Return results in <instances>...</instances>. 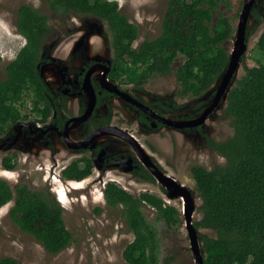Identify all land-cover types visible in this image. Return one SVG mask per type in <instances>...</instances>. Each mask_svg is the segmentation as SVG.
Segmentation results:
<instances>
[{
  "label": "trees",
  "instance_id": "trees-1",
  "mask_svg": "<svg viewBox=\"0 0 264 264\" xmlns=\"http://www.w3.org/2000/svg\"><path fill=\"white\" fill-rule=\"evenodd\" d=\"M50 9L62 18L93 16L107 27L114 58L109 77L114 82L133 84L138 89L156 75H173L182 98H200L216 85L227 70L231 53L224 46L234 36L228 17L216 19V0H170L161 34L134 47L139 30L122 13L115 0H49ZM17 28L26 45L6 67L7 77L0 81V135L33 115L45 127L54 111L62 117V107L40 73L47 60L53 27L48 15L31 5L18 9ZM256 47L264 52V32ZM183 58L176 68L175 61ZM0 51V62L2 61ZM104 94H107L106 92ZM31 104V113L24 109ZM167 111L174 107L154 103ZM224 113L234 134L226 140L208 139V147L226 159L225 164L208 169L192 167L198 210L202 217L194 222L199 231L205 264H264V62L245 65L244 74L229 93ZM107 119L104 123H108ZM95 126L99 123L93 122ZM61 126V124H60ZM14 153L3 158L7 170H15ZM94 169L93 159L84 156L73 161L62 173L68 180L82 181ZM139 179L156 183L154 176L140 164L133 173ZM165 191V189H163ZM106 205L123 206L134 240L124 250L128 264H174L173 257L161 258V240L145 208L157 210L158 219L168 225L182 223L181 211L150 191L133 194L109 181L104 190ZM15 201L9 216L19 228L35 237L52 254L72 244L73 234L66 226L64 208L49 190H35L27 183L12 186L0 177V210ZM205 229L210 233H202ZM0 264H21L13 257L0 258Z\"/></svg>",
  "mask_w": 264,
  "mask_h": 264
},
{
  "label": "rangeland",
  "instance_id": "rangeland-1",
  "mask_svg": "<svg viewBox=\"0 0 264 264\" xmlns=\"http://www.w3.org/2000/svg\"><path fill=\"white\" fill-rule=\"evenodd\" d=\"M115 1L119 2L122 13L138 27L139 36L134 42V47H139L142 42L153 40L161 34L170 0ZM216 2V19L219 15L228 17L234 27V36L224 45L231 53L236 46L235 41L241 14L247 0H216ZM23 4L31 5L49 16L53 27L49 44H47L49 58L52 56L62 59L66 56L67 49L64 44L81 29L100 30L108 36L107 27L100 19L93 16L62 18L51 11L49 0H0V51L3 58L0 62V81L6 79L7 65L17 57L27 43L16 25L18 9ZM263 32L264 0H256L247 28L249 48L242 58L238 79L244 74L245 65L257 66L260 62H264V52L256 47ZM74 60L63 61V63L65 62L67 67H79L80 62ZM182 61V57L177 59L174 68ZM124 89L149 104L161 101L169 107L176 105V111L172 112L173 114L181 116L193 114V117H200L214 98L218 88L215 86L200 98L192 96L182 98L179 94L180 85L175 76L156 75L150 79L142 91L133 88L132 85H127ZM70 98L67 99V104H69ZM72 98H75L72 106L69 109L66 106L67 117H69V111L73 115H78L80 111L78 100L76 97ZM225 105H219L214 113L209 115L200 130H178L171 126L153 129L148 125V127L142 128L138 120L131 115L127 106L119 102L113 104L114 115H116L114 117L115 122L127 128L165 169L191 191L194 200V210L191 216L193 224L202 217V214L198 210L201 199L197 194L192 167L202 165L212 169L216 165L225 164L226 159L211 150L207 142L208 139L226 140L234 134L231 121L224 113ZM118 111L122 113L123 117L120 115L123 118L122 121H117ZM24 112L29 115L30 107H26ZM29 116L31 117L30 123L34 122L32 117L35 116ZM34 123L37 126L36 122ZM12 130L9 131V137L0 135V145L2 142L6 144L5 147H0V177L7 180L12 186L24 182L35 190H49L55 198L57 197L55 191L58 190L63 204L57 198L56 200L65 210L64 220L73 234V241L69 247L60 253H50L41 242L22 231L13 222L9 216L10 209L15 205V201L12 200L0 210V258L13 257L21 264H128L124 259V250L134 240V234L126 224L123 206L108 207L103 194L106 182L116 181L117 184L133 194H139L143 191L156 193L162 196L167 203L175 205L181 211L182 223L171 226L164 220L157 218V210L151 207L145 208L146 214L150 222L156 227L161 240L162 260L166 257H173L174 264H196L184 210V206L188 207L190 203L184 198L170 200L167 197V191L163 190V186L158 181L150 183L139 179L133 173L115 168H110L111 170L108 171H104L106 167H103L102 170L95 168L85 181L72 182L65 180L61 175L52 180L49 173V168L52 165L49 159L50 152L48 155H44L40 154V151L44 148L53 147V149L60 151V156H66V159L60 162L61 166L57 168V172H60L63 166L69 164V153L71 154L63 139L57 134L52 135L51 138H37L34 135L31 138L32 134L21 135L18 143L11 146L17 135V131L13 133ZM76 134L74 136L78 138L83 135L82 132ZM110 140L109 143L112 144L110 145L117 154L137 156L134 148L127 142L113 137ZM30 143L32 144L29 145ZM36 148L39 150L38 154L33 153ZM14 153L18 158V166L15 170H7L3 165V158ZM93 154L90 150L84 152V155L89 157H92ZM75 155L78 157L79 153ZM36 160L41 163L35 162ZM200 232L210 233L211 231L202 229Z\"/></svg>",
  "mask_w": 264,
  "mask_h": 264
},
{
  "label": "flooded vegetation",
  "instance_id": "flooded-vegetation-1",
  "mask_svg": "<svg viewBox=\"0 0 264 264\" xmlns=\"http://www.w3.org/2000/svg\"><path fill=\"white\" fill-rule=\"evenodd\" d=\"M78 32H81V37L86 36V35H88V36L83 41V45H81L76 50H74L71 53L72 55L68 59H66L65 62H68L72 59H77L78 61L81 62L79 67H76V66H68L67 67V66H65L66 64H64L65 62L63 63V61H64L63 57H62V59H61V57L57 58V57H52V56H51V58H49L48 55H47V60L44 61L40 67V73L43 74L44 81L47 83L48 87L51 90V93L53 94L54 98L56 99V104H59V106L62 107V95H64L67 99H69V97H74L73 95H75L76 99L78 100V105L80 106V111H79L78 115H73L69 111V117H67L66 110L72 106V102H69V104H67V102H66L67 109H66V106H65V108L62 107V117H58L56 110L54 111L52 117L50 118L49 129H48V125L45 127V124H43L41 122H36L37 124H40L42 126V129L46 128L45 132H43V131H41L40 133H36L34 131L32 132L30 130L29 126L18 125V127H15V130L17 131V135L20 134V135L27 136L29 134H32L31 138L33 137V135H34V137H37V138H40V137H46V138L50 137L51 138V136L55 135V134H57L59 136L58 132L63 130V128L65 127V125L68 122H69V139L73 142H81V141L85 140L92 132H94L98 128L105 127V126H117L121 129L128 131L127 128L120 126L114 120V117L116 115H114L113 104H116L117 102L122 103L125 106H127L129 111H131V115L134 116L138 120V122L142 126V128L148 127V125H150V127L153 129L168 127L167 124H165L162 121L154 118L148 112H146L143 108H141V107L137 106L136 104L126 100L125 98L119 96L118 94H116L114 92H111V91H108L107 89H104L101 85L102 72H97V71L91 76L93 87H94L96 95H97V103H96V107H95V110H94L92 116L87 121H85L81 124H73L74 122H70L71 119L83 115V113L86 110L88 97H87V94L85 93V91L83 90V82H84V79L86 77L87 71L91 67L97 66V65L110 66V70H111V66L113 63L112 61L114 58L113 48L110 44V38H108V36H106L103 32H101L100 30L91 31L88 29H85V30L81 29ZM77 33H75L74 35H76ZM99 33H101V35L104 37L100 38L98 36ZM89 37L95 42L105 40V43L103 42L102 48L100 50H94L92 48V46H94V44L90 43ZM92 37H98L99 40H94ZM84 43H85V45H84ZM66 46H67V48H69V44L67 45V43H66ZM80 51H81V53L79 54ZM110 70L106 76V82H108L107 84L109 86H111V85L117 86V88L120 89L121 91L128 93V95H130L131 98L136 99L141 104L151 108L156 114H158V116L163 117L165 119H172L175 121H185V120H192V119L198 118V117H193V114L184 115V116L173 114L172 112L176 111V109L174 111H167L166 112L163 108H160L154 104V103L161 102V101L152 102L151 104L144 102V100H142L141 98L135 97L134 95H132L128 91H125V89H124V87L127 85H132L133 88H135L137 90H141V91L143 90V88L138 89L133 84H122L121 82H118V81L114 82L113 79H111L109 77ZM48 74L51 75L50 80L47 79ZM105 92L107 94H104ZM161 103H163V102H161ZM117 114H118L117 115V121H122L123 116H122L121 111H118ZM196 115H197V113H196ZM132 118H131V120H132ZM107 119H110L109 122L104 123ZM94 121L99 123V125L95 126L93 124ZM22 123H25V122H22ZM60 124H61V126H60ZM203 125L192 127V128L178 129V130H186V129L200 130L201 126H203ZM77 132H82L83 135H81L80 138L75 137L74 135ZM130 134H132V133H130ZM6 136L9 137V134ZM59 137H61L63 139V141L65 142V140L62 136H59ZM111 137L118 139V140H122L124 142H127L126 140H124L122 138L108 134V135H103L100 138H97L96 141H98V143L93 145V146L90 145L88 148L73 149V148H70L66 144L67 147L70 149L71 154L69 153V159H70L69 164L65 167L64 166L62 167V172L73 161H75L77 159L79 160V159L83 158L84 156H87V155H84V152L87 150H90L91 152L94 153L93 156L91 157L93 159L94 169L101 166V168H99L100 170H102L103 167H106L104 171L111 170L110 168H112V169L115 168V169H119V170L123 171V165L121 164V162L123 160H125L126 158H133V160H134L133 161V171L128 172V173H134L135 170H138L140 168V164L142 165V163L139 161L137 156H134L131 154H125V155L117 154L116 151L111 146L112 144L109 143L111 141L110 140ZM19 140H20V138H19ZM91 143L93 144V142H91ZM31 144L32 143H30L29 145H31ZM128 144H130V143H128ZM103 149L105 150L106 153H105L104 157L99 158L98 155ZM38 151L39 150L36 148L33 153L38 154ZM40 152H41L40 154H44V155H48L50 152L53 167L61 166L60 162L66 159L65 155L60 156V154H59L60 151L57 149H53V147L44 148ZM73 152H75V153H73ZM78 153H79V155L77 157V155H75V154H78ZM39 158H40V156H39ZM96 158L98 159V165L95 163ZM160 166L163 167L161 164H160ZM104 171H102V172H104ZM53 173L55 174V171H53ZM100 174H101V172H100ZM87 178H85L84 180H86ZM84 180H82V181H84ZM70 181H74V180H70ZM108 182L109 181H107L106 183H108ZM111 182H116V181H111ZM165 191H166V189H165Z\"/></svg>",
  "mask_w": 264,
  "mask_h": 264
},
{
  "label": "water",
  "instance_id": "water-1",
  "mask_svg": "<svg viewBox=\"0 0 264 264\" xmlns=\"http://www.w3.org/2000/svg\"><path fill=\"white\" fill-rule=\"evenodd\" d=\"M255 2H256V0H247V2H246L244 10L241 14V20H240V24H239L238 34H237L236 41H235L236 46H235V49L231 52V58H230L229 66H228L227 70L225 71V73L223 74V76L221 77L220 81L216 85L213 86V88L215 86H217V88H218L217 92L215 93L214 98L212 99L210 104H208L204 113L200 117H198L196 119H192V120L175 121L172 119H165L163 117L158 116V114H156L151 108L141 104L136 99L131 98L130 95H128V93L121 91L120 89L117 88V86H115V85L109 86L107 84L108 82H106V76L110 70V66L97 65V66L91 67L87 71L86 77H85L84 82H83V90L85 91V93L87 94V97H88L86 110L83 113V115L71 119L70 122H74L73 124H81V123L87 121L92 116V114L95 110V107H96V103H97V95H96L95 89L93 87L91 76L97 71V72H102L101 85L104 89H107L108 91L114 92V93L118 94L119 96L125 98L126 100H128V101L136 104L137 106L143 108L151 116L162 121L163 123L167 124L168 126L174 127L176 129H184V128H192V127L203 125L206 122V119L209 117V115L214 113V111L219 107V105L227 103L229 93L232 90V88L234 87L235 82L239 77L242 58L245 55V53L248 51V48H249V44L247 43V28L249 25L251 12H252V9L255 5ZM87 36L88 35L81 37V32H78L76 35H73V37L69 39V44L73 42V45L71 48L69 47V49L66 51V53H65L66 56H64L65 58L63 57L64 61L67 59L68 56L72 55L71 53L74 50H76L78 47L83 45V41L85 40V38ZM98 36L100 38L103 37L101 35V33H99ZM92 38L94 40H99L98 37H92ZM89 41L91 44H94V46H92V48L94 50H100L102 48V45L104 42V40H101L99 42H95L90 37H89ZM84 45H85V43H84ZM75 60H77V59H75ZM80 64H81V62H80ZM41 76L43 77L42 73H41ZM50 76L51 75L48 74V76H47L48 80L51 79ZM73 96H75V95H73ZM18 125L29 126V128L32 132L36 131V132L40 133L41 131H43V132L46 131V128L45 129L44 128L43 129L37 128V126H34L33 124L28 125L27 123L20 122ZM18 125L16 127H18ZM48 129H49V127H48ZM58 134H59V136H62L64 138L66 144L70 148H73V149H83V148H88L90 145L93 146V145L98 143V141H96L97 138H100L101 136L108 135V134L122 138V139L126 140L128 143H130L133 146L134 151L137 153V157H138L139 161L142 163V165H144L145 168L154 176V178H156L158 183H160L163 186V188L166 189L167 197L170 200L184 198L185 201L190 203V205L188 207L186 205L184 206V210L186 213L187 227H188V231H189L191 242H192L191 248L194 251L196 264H205L203 252L201 249V243H200L201 241L199 238V231L194 226L193 220L191 217L192 212L194 210V206H193L194 200H193V196H192L191 191L186 186H184L174 175L169 173L164 167H161L160 163L153 157V155H151L149 152H147L145 147L139 142V140L135 136L130 134L128 131L121 129L117 126H105V127L98 128L97 130L92 132L85 140H83L81 142H73L69 139V122L65 125L63 130L58 132ZM19 138H21V135L20 134L16 135L15 141H14V143L11 144V146H13V145L15 146L17 144V142L19 141ZM91 142H93V144ZM5 146H6V144L3 142L0 145L1 148L5 147ZM105 153L106 152L103 149L99 153L98 157L99 158L104 157ZM133 161H134L133 158H126L125 160H123L121 162V164L123 165V171L132 172L133 171ZM95 163L98 165V159L97 158L95 159ZM98 168H101V166H99Z\"/></svg>",
  "mask_w": 264,
  "mask_h": 264
},
{
  "label": "clouds",
  "instance_id": "clouds-1",
  "mask_svg": "<svg viewBox=\"0 0 264 264\" xmlns=\"http://www.w3.org/2000/svg\"><path fill=\"white\" fill-rule=\"evenodd\" d=\"M104 37V36H103ZM104 42H105V40H104ZM71 56V55H70ZM70 56H68L67 57V59L70 57ZM30 113H31V110H30ZM31 119H29V120H26V121H24V122H27V121H30ZM30 125H35V123L34 122H32V123H29ZM49 159H50V161H51V163H52V160H51V154L49 155ZM35 162H38V160H36ZM39 164L41 163V162H38ZM57 166L56 167H53L52 165H51V167L49 168V170H50V176H51V178H52V180H54V177H57V176H62L63 177V175H62V169L60 170V172H57ZM53 171H55V174L53 173ZM64 178V177H63ZM65 179V178H64ZM65 180H67V179H65ZM69 181V180H68ZM75 181V180H74ZM74 181H72V182H74ZM56 192V194L58 193V190L57 191H55ZM68 194V193H67ZM57 199H58V201L60 200V198H59V196L57 195V197H56ZM61 201V200H60ZM59 201V202H60ZM61 204H63V202L61 201L60 202Z\"/></svg>",
  "mask_w": 264,
  "mask_h": 264
},
{
  "label": "bare ground",
  "instance_id": "bare-ground-1",
  "mask_svg": "<svg viewBox=\"0 0 264 264\" xmlns=\"http://www.w3.org/2000/svg\"><path fill=\"white\" fill-rule=\"evenodd\" d=\"M63 44H64V43H63ZM68 44H69V41L67 42V45H68ZM64 45L66 46V43H65ZM64 45H63V46H64ZM72 45H73V42L69 44V47L71 48ZM65 48H66L67 50L69 49V48H67V46H66ZM240 70H241V69H240ZM86 180H87V179H86ZM84 181H85V180H84ZM74 182H79V181H74ZM66 192H67V189H66ZM57 195L59 196L58 193H57ZM67 196H68V195H67ZM67 196H66V197H67ZM59 198H60V196H59ZM59 201H60V200H59ZM60 202H61V201H60Z\"/></svg>",
  "mask_w": 264,
  "mask_h": 264
},
{
  "label": "built area",
  "instance_id": "built-area-1",
  "mask_svg": "<svg viewBox=\"0 0 264 264\" xmlns=\"http://www.w3.org/2000/svg\"><path fill=\"white\" fill-rule=\"evenodd\" d=\"M74 97H75V96H74ZM73 99H75V98H72V97H71V98H70V102H73ZM29 107H30V110H31V104H29ZM25 123H27L28 125H30V124H29L30 121H27V122H25ZM36 125L39 126V128H42V126H41L40 124H37V123H36ZM34 126H35V125H34Z\"/></svg>",
  "mask_w": 264,
  "mask_h": 264
}]
</instances>
